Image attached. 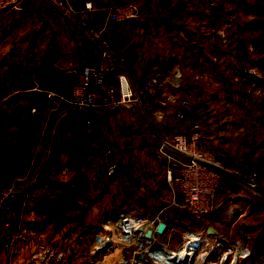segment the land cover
Instances as JSON below:
<instances>
[{
    "label": "crops",
    "instance_id": "0c3cea01",
    "mask_svg": "<svg viewBox=\"0 0 264 264\" xmlns=\"http://www.w3.org/2000/svg\"><path fill=\"white\" fill-rule=\"evenodd\" d=\"M68 1L76 17L53 0H21L17 8H0V97L7 100L22 93L44 97L42 106L34 104L36 110L28 112L30 116L40 113L27 129L20 163L8 165L6 181L0 178V187L13 179L18 191L13 208L0 216V264H28V256L35 258L40 253L46 243L45 230L55 218L48 211L47 194L62 195L61 213L68 210L71 192L59 194L57 190L62 184L56 180L59 165L71 163L72 176L77 172L74 166L80 165V177L89 182L90 192L103 188L102 194L106 193V204H102L106 210L112 204L109 194L121 175L110 176L113 181L104 185L108 178L104 150L112 147L116 151L120 167L136 163L139 174L135 183L152 186L164 174L157 153L160 131L173 135L200 129L201 146L217 154L226 165L225 173L245 172L247 178L255 175L264 184V128L253 122V105L248 101L255 91L252 82L234 72L237 40L242 34L234 0H91L92 8H86L87 0ZM127 2L148 14L112 20V7ZM77 18L101 28L102 36L122 56L124 66L113 71L107 83L118 87L119 75L127 68L132 85L153 116L154 132L145 113L131 110L129 103L84 112L71 111L65 104L54 109L45 92L35 88L70 93L80 80L82 66L98 61L101 49L86 40ZM222 27L228 30L226 43L218 33ZM53 51L58 53L59 68L44 73L41 62ZM176 71L181 83L171 91L164 79ZM11 83L16 85L3 94L4 84L9 87ZM116 93L120 96L119 90ZM185 97L194 98L196 105L192 114L181 120L176 105ZM88 119L95 135L87 132ZM247 193L234 180L224 179L220 202L231 194L249 196Z\"/></svg>",
    "mask_w": 264,
    "mask_h": 264
},
{
    "label": "built area",
    "instance_id": "2783aa9c",
    "mask_svg": "<svg viewBox=\"0 0 264 264\" xmlns=\"http://www.w3.org/2000/svg\"><path fill=\"white\" fill-rule=\"evenodd\" d=\"M53 1L65 13L75 16L68 0ZM20 2L0 0V8H17ZM85 6L92 8L91 0H87ZM147 14L133 2L117 4L110 10L114 21L132 20ZM77 22L86 39L100 47L98 61L82 66L80 80L73 85L70 93L54 88L42 89L38 85L35 88L45 92L54 109L65 104L71 111L84 112L100 106L129 103L131 110L143 111L148 117L144 97L132 85L127 68L119 75L118 87L107 83V77L124 66L122 56L102 36L101 28L86 20L77 18ZM164 83L171 91L176 90L181 83L180 72L165 78ZM117 90L120 96L116 95ZM195 105L196 100L192 97L180 99L176 105L177 118L186 119ZM35 110L32 106L31 111ZM87 123V132L95 135L92 120L88 119ZM157 137V153L163 161L170 191L168 201L158 205L153 200H146L134 208L124 207L107 214L96 225L95 248L86 255L82 264H196L199 251L203 255L201 264H239L241 257L250 254L248 240L246 242L244 238L233 243L212 223L211 212L221 203L224 168L214 152L200 145V129L173 135L160 131ZM103 163L106 176H112L118 163L111 149H105ZM72 171V164L68 162L59 165L56 168L58 181L64 182ZM17 193L13 179L0 187V216L13 208ZM140 209L147 210L148 214L142 216ZM172 209L187 212L193 219L206 223L201 228L180 230L170 222L169 212ZM151 223L153 229L150 231ZM210 226L215 228L214 233L208 231ZM104 241L108 245L105 250H100L99 246ZM240 243L242 246H239Z\"/></svg>",
    "mask_w": 264,
    "mask_h": 264
},
{
    "label": "rangeland",
    "instance_id": "374dc122",
    "mask_svg": "<svg viewBox=\"0 0 264 264\" xmlns=\"http://www.w3.org/2000/svg\"><path fill=\"white\" fill-rule=\"evenodd\" d=\"M236 3L237 19L242 26V34L237 40V59L234 63V72L247 82H252L253 89L251 88V90L255 92L251 96V101H248L253 105V122L261 123L264 128V118H262V115L264 116V0H236ZM232 17L236 18V16ZM218 33L224 43L228 42L226 27L220 28ZM109 42L111 43V41ZM242 90L243 93L248 94L247 90ZM147 108L149 109V107ZM146 118L150 120L149 127L154 132L155 124H152L153 116L150 111ZM203 148L212 151L206 147ZM108 149H111L116 155V151L112 147H108ZM116 158L118 163L117 155ZM217 161L224 168L223 180H234L238 187H244L247 190L249 196L237 195L233 197V194L229 195L211 212L213 220L211 221L215 228L222 231L233 243L249 237L250 254L241 257L239 264H264V184H261L255 175L252 178H247L245 172L238 173L230 170L233 174L229 176L228 173H225V170L227 172L226 165H223L218 157ZM158 163L162 164L163 161L161 162L159 159ZM134 166H137L136 163L122 167L118 163L114 174H120L121 179L116 181L118 188L115 187L109 194L108 200L112 204H109L110 207L108 206L109 208L106 210L102 209V204H106L104 198L106 193L102 194L103 188L90 192L89 182L85 179L82 180L81 177L72 182L74 178L69 175L61 184L71 192L68 198V210L65 211L66 213L55 215L53 224L45 230L46 243L42 245L44 248L40 249V253L35 255V258L32 255L28 256V264H82L86 255L95 248L96 225L107 214L115 213L124 207L134 208L146 200H153L158 205L167 202L170 191L165 167L163 168V177L160 176L159 180L155 179L152 186L139 187L138 181L136 183L134 181L135 177L138 178L139 171ZM82 171L86 175L88 174L86 170L82 169ZM154 174H157L156 170ZM106 177L108 178L103 180L104 185L106 181L108 183L113 181L112 177ZM56 180L58 181V179ZM230 200H233L235 204L232 205L233 202ZM238 216L241 218L236 222ZM169 218L170 222L180 230L201 228V225L206 223L193 219L187 212H178L175 209L169 212ZM56 231H59V235H56ZM239 246H242L241 243Z\"/></svg>",
    "mask_w": 264,
    "mask_h": 264
},
{
    "label": "trees",
    "instance_id": "16d2710c",
    "mask_svg": "<svg viewBox=\"0 0 264 264\" xmlns=\"http://www.w3.org/2000/svg\"><path fill=\"white\" fill-rule=\"evenodd\" d=\"M234 3L237 8L236 0H234ZM57 58L58 53L56 51L51 52L46 59L42 60L40 69L44 73H49L53 69H58L59 64ZM49 78L51 79V76H49ZM15 85L16 84L11 83V85L7 87V84H4L2 93H8ZM43 103L44 97L39 95V97L35 98L33 93H29V95H27V93L16 94L7 100H3L0 97V178H2L3 181H6V179H8V174H10L7 169L8 165L15 166L20 163L27 129L39 118L40 112L32 116L28 115V112H31L32 105L38 104L42 106ZM96 112L99 114V111ZM34 143L35 141L32 142L33 146ZM74 143L75 138H73L72 145ZM74 168L76 171H81L80 165H75ZM73 180L74 179H72V182ZM57 190H59V194L68 192L65 186H59ZM46 198L48 211L51 213L50 215H59L62 212V204H60L62 195L59 196L57 192H54L53 195L47 194ZM230 201L233 202V200ZM234 204L235 202H233L232 205ZM57 212H59V214Z\"/></svg>",
    "mask_w": 264,
    "mask_h": 264
},
{
    "label": "water",
    "instance_id": "95a60500",
    "mask_svg": "<svg viewBox=\"0 0 264 264\" xmlns=\"http://www.w3.org/2000/svg\"><path fill=\"white\" fill-rule=\"evenodd\" d=\"M80 176H81V173H80V172H75V174L73 175V178H74V180L77 181V180L80 178ZM139 212H140V214H141L142 216H146V215L148 214V211H147V210H143V209H140ZM149 229H150V231L153 229V223H151V224L149 225ZM159 229H160L161 231L163 230L162 227L159 228ZM208 231L211 232V233H214L216 230H215V228H213L212 226H210V227L208 228ZM9 240H10V238H9ZM107 245H108V242H107V241H104V242H102L101 245L99 246V249H100V250H105L106 247H107Z\"/></svg>",
    "mask_w": 264,
    "mask_h": 264
},
{
    "label": "bare ground",
    "instance_id": "6f19581e",
    "mask_svg": "<svg viewBox=\"0 0 264 264\" xmlns=\"http://www.w3.org/2000/svg\"><path fill=\"white\" fill-rule=\"evenodd\" d=\"M202 256H203L202 252L199 251L198 254H197L198 262L196 264H201L202 263V258H203Z\"/></svg>",
    "mask_w": 264,
    "mask_h": 264
}]
</instances>
